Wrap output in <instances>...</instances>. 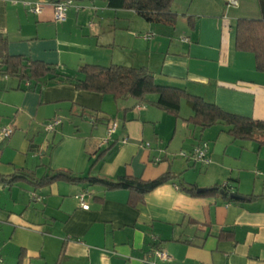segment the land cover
<instances>
[{
    "label": "crops",
    "instance_id": "crops-1",
    "mask_svg": "<svg viewBox=\"0 0 264 264\" xmlns=\"http://www.w3.org/2000/svg\"><path fill=\"white\" fill-rule=\"evenodd\" d=\"M57 1L0 0V33L10 55L76 80L84 78L79 70L85 64L146 67L158 83L264 121V73L252 54L236 50L238 19L259 17L250 14L249 3L232 9L224 0H176L172 28L110 9L105 0H74L66 20L56 22ZM37 3L44 4L39 15L30 11ZM151 33L155 37L146 40ZM156 99H118L50 77L20 82L0 76V137L3 128L14 130L0 139V264H149L154 249L170 257L157 264H264V136L262 142L236 140L221 124L201 131L187 121L193 111L186 100L176 117L153 105ZM56 118L62 123L46 133L45 123ZM114 121L116 132L100 146ZM201 141L209 144L207 165L181 155ZM19 170L36 180L52 170L109 180L150 181L168 172L175 178L133 207L127 190L9 182ZM182 183L228 185L227 193L258 199L192 197Z\"/></svg>",
    "mask_w": 264,
    "mask_h": 264
},
{
    "label": "trees",
    "instance_id": "trees-1",
    "mask_svg": "<svg viewBox=\"0 0 264 264\" xmlns=\"http://www.w3.org/2000/svg\"><path fill=\"white\" fill-rule=\"evenodd\" d=\"M62 1L65 0L57 2ZM105 1L108 8L134 11L147 23L164 24L172 28L177 24L179 15L173 9L176 0ZM257 3L259 8L258 18L243 17L237 21L235 28L236 50L240 53L252 54L255 58L256 69L264 73V0H257ZM194 20L193 16H189L187 19L191 27L194 26ZM8 43L7 38L0 33V76L18 78L20 82H39L50 77L56 83H73L79 90L112 94L118 99L132 98L140 103L146 102L149 95H156L157 99L152 104L176 117L180 116L181 103L186 100L193 111V116L187 121L201 131L221 124L227 127L226 132L236 140H258L262 142L264 121L229 113L216 103L190 94L185 88L180 86L158 83L153 73L146 67L134 68L118 64L106 67L85 64L79 70L84 78L76 80L72 77L59 75L56 68L52 65L40 61H32L23 56L10 55ZM96 162L97 159L94 164ZM174 178L168 172L150 181H144L132 176H122L116 180H109L94 177L90 174L83 176L67 170H52L48 175L36 180L25 170H19L9 178V182L28 180L42 186L56 181H65L71 184L83 183L90 186H102L108 191L127 190L131 195L129 204L135 207L139 202L143 201L145 195L173 181ZM180 188L192 197H203L224 191L222 196L230 202H235L227 194L228 185L224 187L214 186L203 194L198 193L199 188L195 185L182 183ZM257 199V196L252 195L247 200L251 202Z\"/></svg>",
    "mask_w": 264,
    "mask_h": 264
},
{
    "label": "built area",
    "instance_id": "built-area-1",
    "mask_svg": "<svg viewBox=\"0 0 264 264\" xmlns=\"http://www.w3.org/2000/svg\"><path fill=\"white\" fill-rule=\"evenodd\" d=\"M224 1L227 3L228 6H231V7L239 6L240 4V0H224ZM73 3L74 1L72 0H65L62 2H56L52 4L56 22H63L66 20L68 11L71 7H73ZM43 8H44V4L37 3L30 8V11L39 15L43 12ZM154 36H155L154 34H147L144 36V38L146 40H152ZM183 41L187 42L188 39L185 38L183 39ZM61 123H62L61 119H58V118L48 121L44 125V131L46 133H53ZM117 128H118L117 122L114 121V122L109 123L108 129H107V138L100 144V146H103L109 143L111 136L116 132ZM13 132L14 130L12 128H3L1 130V137L5 140L9 139L12 136ZM149 145L150 144H147V146ZM181 155L183 157H189V159H192L195 163H201V164L207 165L209 164V158H208L209 144L206 141H201L193 147L190 154L182 153ZM79 200H80L82 208L88 209L89 206L84 203V196H80ZM148 258L159 260L162 263H166L170 260V257L168 256V254L161 249L152 250L149 253ZM155 260L152 263H150V260L148 259L147 262H149V264H157ZM1 261L2 259L0 256V262Z\"/></svg>",
    "mask_w": 264,
    "mask_h": 264
},
{
    "label": "rangeland",
    "instance_id": "rangeland-1",
    "mask_svg": "<svg viewBox=\"0 0 264 264\" xmlns=\"http://www.w3.org/2000/svg\"><path fill=\"white\" fill-rule=\"evenodd\" d=\"M243 2H246V4L249 3V4L251 5V6H249V8L247 7L251 15L253 14V12H255V14H256V12L259 13V12H258V11H259V8H258L257 0H240V4H239V6H233L232 9H239L240 6L242 7ZM252 2H253V4H254V6H252ZM227 6H228V5H227ZM228 7H231V6H228ZM253 7H254V8H253ZM237 14H240V12L237 13ZM178 24H179V23H178ZM179 25H181V24H179ZM0 139H2V137H0ZM197 168H198V166H197Z\"/></svg>",
    "mask_w": 264,
    "mask_h": 264
},
{
    "label": "water",
    "instance_id": "water-1",
    "mask_svg": "<svg viewBox=\"0 0 264 264\" xmlns=\"http://www.w3.org/2000/svg\"><path fill=\"white\" fill-rule=\"evenodd\" d=\"M209 189H206V188H202V189H198V193L200 194H203V193H206ZM221 193H224V191H221ZM231 199L233 200H241V201H245L247 200V197L245 196H241L239 194H236V193H227Z\"/></svg>",
    "mask_w": 264,
    "mask_h": 264
}]
</instances>
